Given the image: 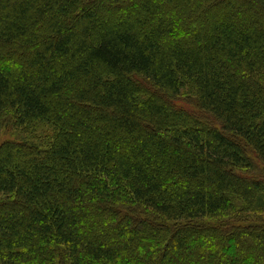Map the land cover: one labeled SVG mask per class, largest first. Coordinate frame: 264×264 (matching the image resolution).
Returning <instances> with one entry per match:
<instances>
[{
  "label": "trees",
  "instance_id": "trees-1",
  "mask_svg": "<svg viewBox=\"0 0 264 264\" xmlns=\"http://www.w3.org/2000/svg\"><path fill=\"white\" fill-rule=\"evenodd\" d=\"M0 264H264V0H0Z\"/></svg>",
  "mask_w": 264,
  "mask_h": 264
},
{
  "label": "rangeland",
  "instance_id": "rangeland-1",
  "mask_svg": "<svg viewBox=\"0 0 264 264\" xmlns=\"http://www.w3.org/2000/svg\"><path fill=\"white\" fill-rule=\"evenodd\" d=\"M14 139L12 135H10L8 132L1 131L0 132V145L5 141H10Z\"/></svg>",
  "mask_w": 264,
  "mask_h": 264
}]
</instances>
